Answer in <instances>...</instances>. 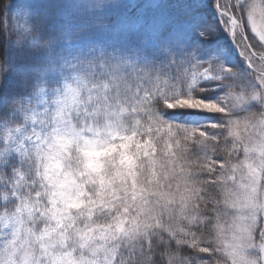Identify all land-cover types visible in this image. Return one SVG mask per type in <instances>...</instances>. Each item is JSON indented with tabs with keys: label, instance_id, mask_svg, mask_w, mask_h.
<instances>
[{
	"label": "snow or ice",
	"instance_id": "snow-or-ice-1",
	"mask_svg": "<svg viewBox=\"0 0 264 264\" xmlns=\"http://www.w3.org/2000/svg\"><path fill=\"white\" fill-rule=\"evenodd\" d=\"M0 264H264V0H0Z\"/></svg>",
	"mask_w": 264,
	"mask_h": 264
}]
</instances>
